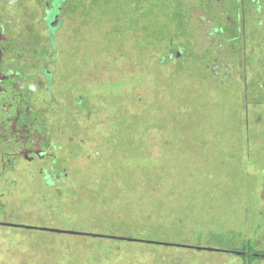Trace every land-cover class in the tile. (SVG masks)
<instances>
[{
	"label": "rangeland",
	"instance_id": "374dc122",
	"mask_svg": "<svg viewBox=\"0 0 264 264\" xmlns=\"http://www.w3.org/2000/svg\"><path fill=\"white\" fill-rule=\"evenodd\" d=\"M35 1L5 5L37 118L0 132V264H264V0H66L53 37Z\"/></svg>",
	"mask_w": 264,
	"mask_h": 264
},
{
	"label": "flooded vegetation",
	"instance_id": "af4514ba",
	"mask_svg": "<svg viewBox=\"0 0 264 264\" xmlns=\"http://www.w3.org/2000/svg\"><path fill=\"white\" fill-rule=\"evenodd\" d=\"M10 1L16 6L25 7V9L28 7L26 5L27 0H0V132L4 137L8 130L3 132L2 129L13 126L14 134L22 141V138H31L29 137L30 130H27L29 128L27 124L37 118L34 114L33 98L28 94L32 95V91H30L32 89L29 88L27 82V63L29 59L27 48L31 47V42L29 36L21 39H12L10 34L11 20L8 18L5 9V5ZM65 2L66 0H41L40 3L38 0L35 1L36 5L38 4L44 11L39 22L42 24L46 22L49 36L50 34L52 35L54 29L60 23V16ZM247 3H250V1ZM247 3H242L241 6H238L242 8V13L246 12L245 6H247ZM31 9L33 10L34 8ZM235 23H239V20L235 21ZM27 43L30 45L28 46ZM47 69L49 68H43L42 73L46 77L48 86L51 87L53 73L49 71L50 69ZM27 150L28 152L25 153L24 157L29 160L44 158L48 154L47 150L34 151L30 148ZM20 151L18 155L23 153V149Z\"/></svg>",
	"mask_w": 264,
	"mask_h": 264
},
{
	"label": "water",
	"instance_id": "95a60500",
	"mask_svg": "<svg viewBox=\"0 0 264 264\" xmlns=\"http://www.w3.org/2000/svg\"><path fill=\"white\" fill-rule=\"evenodd\" d=\"M58 25L54 29L55 31L58 29ZM55 35V32L52 33V37ZM7 225L15 226V227H23L27 229H38V230H43V231H53V232H58V233H68V234H78V235H88L92 237H104V238H111V239H125V237L122 236H117V235H103V234H98V233H88V232H82V231H75V230H66V229H60V228H51V227H39V226H33V225H26V224H14V223H6ZM129 241H145L142 239L138 238H127ZM185 247H193L196 248L197 250H209V251H227L215 247H205V246H191V245H181ZM230 252L240 254V255H249L248 251H239V250H229Z\"/></svg>",
	"mask_w": 264,
	"mask_h": 264
},
{
	"label": "trees",
	"instance_id": "16d2710c",
	"mask_svg": "<svg viewBox=\"0 0 264 264\" xmlns=\"http://www.w3.org/2000/svg\"><path fill=\"white\" fill-rule=\"evenodd\" d=\"M248 252H249V255H245L246 257H252L255 255V253L251 252V250H249Z\"/></svg>",
	"mask_w": 264,
	"mask_h": 264
}]
</instances>
